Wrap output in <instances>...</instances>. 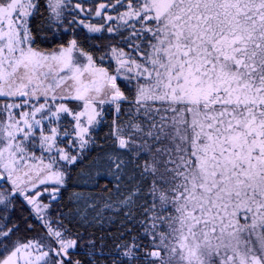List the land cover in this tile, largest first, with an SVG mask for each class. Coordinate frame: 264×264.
Here are the masks:
<instances>
[{"label": "snow or ice", "instance_id": "1", "mask_svg": "<svg viewBox=\"0 0 264 264\" xmlns=\"http://www.w3.org/2000/svg\"><path fill=\"white\" fill-rule=\"evenodd\" d=\"M0 264H264V0H0Z\"/></svg>", "mask_w": 264, "mask_h": 264}]
</instances>
